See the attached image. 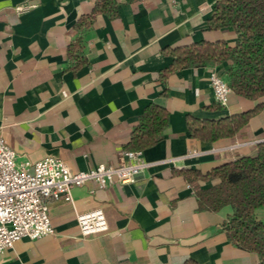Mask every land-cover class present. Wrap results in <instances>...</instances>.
<instances>
[{
  "label": "crops",
  "instance_id": "0c3cea01",
  "mask_svg": "<svg viewBox=\"0 0 264 264\" xmlns=\"http://www.w3.org/2000/svg\"><path fill=\"white\" fill-rule=\"evenodd\" d=\"M96 2L0 0V138L17 162L52 155L79 171L118 164L148 105L167 110L166 125L141 149L148 165L133 181H87L71 188L70 201L49 200L55 233L20 238L0 264H257L222 227L233 208L200 205L183 170L206 173L250 153L264 141V102L234 137L204 141L191 136L188 117L219 119L256 101L231 91L226 106L216 102L209 76L215 70L227 81V60L164 72L172 49L234 45L237 33L210 27L215 0H115V12ZM20 3L35 7L18 14ZM212 183L198 180L202 189ZM95 208L108 230L82 236L76 214ZM254 216L264 220V206Z\"/></svg>",
  "mask_w": 264,
  "mask_h": 264
},
{
  "label": "trees",
  "instance_id": "16d2710c",
  "mask_svg": "<svg viewBox=\"0 0 264 264\" xmlns=\"http://www.w3.org/2000/svg\"><path fill=\"white\" fill-rule=\"evenodd\" d=\"M115 7V0L96 2V10L115 12ZM226 26L237 33L234 45L224 41H199L172 49L173 63L164 71L227 60L231 91L256 101L251 110L219 119L188 117L191 136L204 141L234 137L264 102V0H215L210 27ZM167 115L164 107L148 105L133 127L127 147L144 149L155 144L161 138ZM183 173L192 183L200 205L210 210L224 205L233 208L222 224L227 237L239 247L255 252L259 257L257 264H264V220L254 216V210L264 206V141L256 143L250 153L218 164L206 173L197 170H183ZM200 179L213 183L202 189L198 184ZM181 264L198 263L186 259Z\"/></svg>",
  "mask_w": 264,
  "mask_h": 264
},
{
  "label": "built area",
  "instance_id": "2783aa9c",
  "mask_svg": "<svg viewBox=\"0 0 264 264\" xmlns=\"http://www.w3.org/2000/svg\"><path fill=\"white\" fill-rule=\"evenodd\" d=\"M33 7L35 4L20 3L14 9L21 14ZM209 81L216 102L226 106L231 92L228 82L215 70L210 73ZM141 155V149H123L121 161L116 165L98 163L86 170L72 171L62 159L52 155L32 162H17L15 150L0 138V254L22 237L37 239L53 235L48 201L59 198L70 201L72 187L87 181L95 182L98 187L133 181L148 165ZM76 222L82 236L108 230L101 208L77 213Z\"/></svg>",
  "mask_w": 264,
  "mask_h": 264
}]
</instances>
